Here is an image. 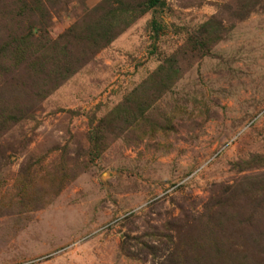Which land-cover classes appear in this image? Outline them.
Listing matches in <instances>:
<instances>
[{"label":"rangeland","instance_id":"rangeland-1","mask_svg":"<svg viewBox=\"0 0 264 264\" xmlns=\"http://www.w3.org/2000/svg\"><path fill=\"white\" fill-rule=\"evenodd\" d=\"M0 264H264V0H0Z\"/></svg>","mask_w":264,"mask_h":264},{"label":"trees","instance_id":"trees-1","mask_svg":"<svg viewBox=\"0 0 264 264\" xmlns=\"http://www.w3.org/2000/svg\"><path fill=\"white\" fill-rule=\"evenodd\" d=\"M159 2H160V0H145V4H146L147 6H149V7H151V6H155V5H157ZM29 11H31V9H30ZM30 23H31V22H28V26H29ZM46 43H47V42H46Z\"/></svg>","mask_w":264,"mask_h":264}]
</instances>
